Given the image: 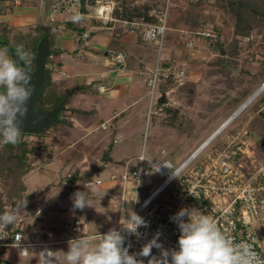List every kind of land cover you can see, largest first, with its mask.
I'll use <instances>...</instances> for the list:
<instances>
[{
  "label": "rangeland",
  "instance_id": "obj_1",
  "mask_svg": "<svg viewBox=\"0 0 264 264\" xmlns=\"http://www.w3.org/2000/svg\"><path fill=\"white\" fill-rule=\"evenodd\" d=\"M18 1L19 4H15L14 0H0V40H5L6 36L11 45L22 46L28 50L31 53L30 64L34 66L33 59L36 56L32 53L31 47L45 34L43 28L60 21L56 20L59 16L65 20L62 21L66 25L76 23L72 25L75 37L82 40L80 41L82 44H86L90 38L84 37V29L90 27L82 25L81 21L105 24L103 20L90 16L95 12L98 1L115 3L113 14L119 18H134L142 15L130 16V11L137 8L147 16L153 9L166 6L168 0H86L85 4L80 0ZM215 1L203 0L201 5H195L189 0H171L169 3V29L166 32L162 57L170 59L173 65L184 69L186 76L183 79L160 77L156 91L159 98L153 103L154 112L151 114L149 104L152 95L148 81L157 65L159 54L157 45L153 41H144L138 33L120 27L119 22L107 23L115 29L114 36L109 41V49L112 51L109 53L110 62L113 67L121 68L114 54L119 51L124 53L127 62L131 59L127 63L128 68L133 67L137 70L136 75L140 77L137 79H143L145 87L143 92L145 91L146 97L134 107L133 121L126 125L138 133L137 140L140 139L133 152L140 153L144 145L148 144L151 156L170 159L174 166H177L209 138L218 126L232 119L237 109L264 82V22L254 25L248 36L238 35L230 0H223L220 3ZM32 7L39 15L36 16V23L24 24L30 20L23 21L21 18V22L14 19L17 16H24L26 10ZM73 17H78V20L74 22ZM207 27L215 29L218 40L192 39L194 29ZM182 29L191 34L181 36ZM126 37L132 39L128 40ZM193 40L195 44L189 45ZM234 40H238L237 54L233 53ZM6 49L9 51L6 46H0V51ZM138 53L142 60H138L140 59ZM103 55H106V51ZM132 59L135 60L132 62ZM47 86H44L46 88L43 96H49L50 100L56 101L63 98L60 102L68 99L73 90L54 84L56 88L64 89L62 96L57 90L48 89ZM59 123V121L53 123L46 130L52 133L51 129ZM105 124L108 127L104 129L101 124L99 133L101 130L114 131L112 124V126L106 122ZM44 132L22 135V142L25 144L22 149H25V161L30 171L22 175L16 183L11 181L13 185L11 187L19 190L17 195L10 196L0 183V205L4 213L27 200L16 222L24 224L27 232L39 242H48L52 252L61 250L67 252L69 240L81 237L72 229L75 219L84 220L82 234L84 236L98 237L111 228H117L122 216L118 210L120 207L136 212L133 203L136 189L132 182L127 183L124 204L121 195L113 196V200L106 199L104 194L109 196L107 193L114 187L109 183L92 186L99 191L91 192L90 187H84L86 175L93 179H106L111 175L112 170L103 164L105 156L109 160L114 158L110 149L107 146L104 149L103 145L99 144L86 151L89 160L84 161L78 156L77 149L68 154V151L65 152L67 150L65 144L60 146V150L54 148L53 141L51 138L47 139V133ZM145 135L149 136L147 141ZM228 145L246 149L242 155L246 171L262 173L260 170L264 167V89L211 140L197 160L214 155ZM55 149L59 152L65 150L63 151L65 153L57 156ZM8 156L5 149L0 148V158L9 163V170L14 174L17 171V163L8 160ZM126 159L127 157H123L122 162L124 163ZM66 160L67 163L63 166ZM72 160L75 163L66 167ZM115 187L117 193L124 192L123 183ZM147 190L146 186L139 187L136 204L147 194ZM77 191L90 193L92 207H85L83 210L73 208L71 197ZM23 195L25 199L21 198ZM123 215L126 216V212ZM42 248L41 245L30 248L28 256H22L20 248H3L4 251L0 253V264H42Z\"/></svg>",
  "mask_w": 264,
  "mask_h": 264
},
{
  "label": "built area",
  "instance_id": "obj_2",
  "mask_svg": "<svg viewBox=\"0 0 264 264\" xmlns=\"http://www.w3.org/2000/svg\"><path fill=\"white\" fill-rule=\"evenodd\" d=\"M189 1L197 3L202 0ZM14 2L15 4L20 3L18 0H14ZM170 2L171 0H168L166 6L153 9L147 16L119 18L113 14L115 3L112 2L114 4L112 5L111 2L98 1L95 12L90 15L103 20L105 24L119 22L121 23L120 27L138 33L144 41H153L157 45L159 51L157 65L153 76L148 81L152 95L149 106L150 114L154 112L153 103L159 98L156 91L160 77L183 79L186 76L184 69L173 65L170 59L166 60L162 57L164 40L169 29ZM82 15L89 16L87 13H82ZM180 32L181 36L191 34L186 29H182ZM191 35L194 40L199 38L218 40L217 38H219L215 29L210 27L194 29ZM88 36L89 33L84 32V37ZM194 40L192 43L189 42V45L193 46ZM114 58L121 64V68L127 67L124 53L119 51L114 54ZM99 88L104 89V86ZM258 89L263 91L264 82ZM107 127L108 125L102 123V128L106 129ZM204 149L196 155L194 151L177 166H174L170 159H158L151 156L149 152L143 151L137 157L126 162L123 173H113L110 176L112 180L120 179L124 184V190L128 182L133 183L136 189L133 198L135 210L148 224L147 227L138 229L139 237L125 234V246L131 245L130 254L138 253L142 246L158 232L160 233L159 242L165 249L178 248L180 231L171 217L181 208H196L214 218L226 235L237 242L252 243L255 250L264 256V167L260 170L262 173L254 174L246 171V163L242 159L246 149L235 148L233 145H228L214 155L197 160ZM145 153L149 159L153 160V164L170 162L171 170L161 166L160 172L152 173L153 169L149 162L140 160ZM92 181V186H95L103 184L105 180L86 176L84 185ZM140 186H146L148 190L142 200L136 204L137 190ZM165 193L167 194L165 195ZM84 225V220L77 218L72 229L79 236H84L82 235ZM120 227L119 225L116 229L119 230ZM6 231L4 233L6 238L0 239V250L9 247L20 248L21 255L28 256L30 248L41 245L43 246L41 249L42 264H45L43 252L51 251L48 242L36 240L20 221L8 226ZM152 255L158 257L160 251L153 248ZM137 258L143 259L144 264H147L148 258Z\"/></svg>",
  "mask_w": 264,
  "mask_h": 264
},
{
  "label": "clouds",
  "instance_id": "obj_3",
  "mask_svg": "<svg viewBox=\"0 0 264 264\" xmlns=\"http://www.w3.org/2000/svg\"><path fill=\"white\" fill-rule=\"evenodd\" d=\"M72 19L75 22L78 17ZM15 54L17 59L9 55L7 49L0 51V148L21 142V126L28 115L27 104L35 91L31 83V53L18 46ZM37 122L33 120V124ZM140 160L149 162L152 173L160 172L161 166L171 170L170 162L153 164L146 153ZM92 185L93 181L84 187L98 193L99 189ZM71 198L74 209L92 207L89 192L77 191ZM26 204L27 200L0 214V239L6 238V228L16 223L21 208L24 209ZM118 210L122 213L119 230L111 228L98 237L89 235L69 240L67 252L46 250L43 252L45 264H144V260L137 257L148 258L147 264H264V256L255 250L252 243L237 242L224 233L214 218L196 208H181L171 217L180 231L178 248L165 249L159 242L158 232L138 253L130 254L131 245L125 246V234L139 237L138 229L148 224L135 211L122 207ZM125 212L126 216L123 215ZM153 248L160 251L158 257L152 255Z\"/></svg>",
  "mask_w": 264,
  "mask_h": 264
},
{
  "label": "crops",
  "instance_id": "obj_4",
  "mask_svg": "<svg viewBox=\"0 0 264 264\" xmlns=\"http://www.w3.org/2000/svg\"><path fill=\"white\" fill-rule=\"evenodd\" d=\"M26 11L24 16H17L14 19L21 22V18L23 21L30 20L24 24L36 23L38 14L35 13V8L32 7ZM57 19L60 21L53 22V25L43 28L44 35L50 37L51 47V54L47 63L48 81L63 88H73V91L67 99L66 109L63 112L66 115L61 113L60 123L51 129L53 134L50 130H45L44 133H47V139L51 138L53 141L51 142L55 145L54 148L59 149L61 145L65 144L67 150L64 149L66 151L59 152L58 149H55L57 156L63 151H68V154H71L74 149H77L78 156L84 161H88L89 156L86 151L99 144L103 145L104 149L107 146L114 158L109 160L105 156L103 164L112 170L111 175L113 173L121 174L129 159L137 157L143 151L149 152L148 144L147 146L144 145L140 153L133 152L134 146L138 144L140 139L137 140L138 133H135L131 127H126L133 121L134 107L146 97L145 91L143 92L145 89L142 83L143 79H137L140 77L136 75L137 70H134L133 67H113L110 62L109 53L112 51L109 49V41L114 36L115 29L110 25L91 24L88 20L81 21L82 25L90 27L84 29V32L89 33L86 38H90V40L86 44H82L80 42L82 40H79L74 34V26L72 27V25L76 23L66 25L65 20L60 16ZM12 21L14 20L12 19ZM126 38L132 39V37ZM104 51H106V55H103ZM138 55L140 56L139 53ZM134 60L132 59V62ZM138 60H142V56ZM130 61L131 59H128L127 63ZM48 66L51 67L50 70ZM100 86H104V89H100ZM105 122L109 126L113 125L114 131L101 130L102 132L99 133L101 124ZM114 122L117 124H113ZM148 139L149 136L145 135V141ZM115 154L119 155L116 156ZM123 157H127L124 163L122 162ZM66 163L67 160L63 166ZM74 163L72 160L68 162L66 167ZM110 176L104 179V184L109 183L110 186L114 187H111L112 189L107 193L109 196L105 194V197L113 200V196L121 195L124 204L127 193L124 190L119 194L115 190L117 188L115 186L119 187L123 182L120 179L112 180Z\"/></svg>",
  "mask_w": 264,
  "mask_h": 264
},
{
  "label": "trees",
  "instance_id": "obj_5",
  "mask_svg": "<svg viewBox=\"0 0 264 264\" xmlns=\"http://www.w3.org/2000/svg\"><path fill=\"white\" fill-rule=\"evenodd\" d=\"M80 1L82 4H85L86 2V0H80ZM215 2L220 3V2H223V0H216ZM192 3L195 5H201L203 3V0L197 3H194V2ZM230 4L232 5V14L234 15L235 20H236L235 28H236V32L238 35L248 36L250 34L251 29L254 27V25L259 24L260 22H264V0H230ZM129 15L130 16H133V15L144 16L143 12L137 8L133 11H130ZM4 38L6 41L10 43V41L6 39L7 38L6 36H4ZM37 43L38 41L34 42L33 46L31 47L32 53L34 54V56H36ZM2 45L5 46L4 44L0 42V46ZM232 48H233V53L237 54L238 40H234ZM46 85H48L47 86L48 89L57 90L58 94L62 95L64 92L63 88L62 89L56 88L49 81H47ZM45 88L46 87H44L41 93V97L38 102V107L44 108V109H51L55 107L56 105H58L63 98L59 101L52 100V99L50 100L49 96H46V95L43 96ZM21 135H26V133L22 132ZM24 145L25 144H23L21 140V142L16 146L9 144L3 147L5 151L7 152V154L9 155L8 160H12L13 162L17 163V171L14 173L15 174L14 175L9 170V163H5V160L0 158V183L1 185L3 184L2 185L3 188L4 189L6 188L10 196L17 195V192L19 191L17 190L16 187H11L13 186L11 181L16 183V181H18L22 175H25L30 171L29 167H27L28 164L25 161L26 159L25 149H22ZM21 198L25 199V195L21 196ZM2 213H3V209H2V206L0 205V214ZM3 251L4 249H1L0 253ZM0 262H1V259H0Z\"/></svg>",
  "mask_w": 264,
  "mask_h": 264
},
{
  "label": "water",
  "instance_id": "obj_6",
  "mask_svg": "<svg viewBox=\"0 0 264 264\" xmlns=\"http://www.w3.org/2000/svg\"><path fill=\"white\" fill-rule=\"evenodd\" d=\"M0 42L3 43L9 49L10 55H12L14 59H17L15 54V48L17 47L12 46L6 40H0ZM50 54V37L48 35H44L40 37L37 43L36 57L34 59L35 65L32 66L30 64V70L32 72L31 83L34 84L35 91L33 92L27 104L28 115L27 118L24 120L23 125L21 126V131L23 133H43L53 123L61 120V113L64 112L66 109L65 104L67 99H64L54 108L49 110L40 108L37 105L38 101L40 100L43 88L48 81L47 63ZM21 66H23V62H21ZM257 91H259V89H257L255 92ZM248 100L249 98L246 101ZM33 120H37L38 122L33 124Z\"/></svg>",
  "mask_w": 264,
  "mask_h": 264
},
{
  "label": "bare ground",
  "instance_id": "obj_7",
  "mask_svg": "<svg viewBox=\"0 0 264 264\" xmlns=\"http://www.w3.org/2000/svg\"><path fill=\"white\" fill-rule=\"evenodd\" d=\"M260 92H262V90H260V91H257V92H254L250 97H249V100L248 101H246V103H244L239 109H237V112H236V114L234 115V117L233 118H235L250 102H252L255 98H256V96L260 93ZM232 118V119H233ZM232 119H230L228 122L227 121H225L221 126H218V128L214 131V133L209 137V138H207L201 145H200V147H198L196 150H195V155L197 154V153H199L202 149H204L210 142H211V140L214 138V137H216L223 129H225V127L231 122V120Z\"/></svg>",
  "mask_w": 264,
  "mask_h": 264
}]
</instances>
